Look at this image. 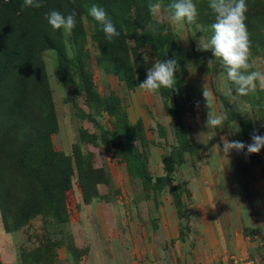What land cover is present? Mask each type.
Instances as JSON below:
<instances>
[{
  "label": "rangeland",
  "instance_id": "374dc122",
  "mask_svg": "<svg viewBox=\"0 0 264 264\" xmlns=\"http://www.w3.org/2000/svg\"><path fill=\"white\" fill-rule=\"evenodd\" d=\"M194 2L197 20L179 31L167 11L137 32L125 28L133 64L125 77L104 61L108 48L85 12L79 35L61 29L63 62L55 50L39 52L50 89L45 128L22 140L21 157L29 150L18 170L0 172V264H264V148L222 152L225 139L248 144L244 124L264 135V89L226 94L222 62L199 47L214 14L208 0ZM246 2L252 59L264 71V0ZM155 3L166 9L170 0ZM153 38L179 65L176 87L156 95L138 88L162 61ZM210 110L226 115L221 127L206 126Z\"/></svg>",
  "mask_w": 264,
  "mask_h": 264
},
{
  "label": "trees",
  "instance_id": "16d2710c",
  "mask_svg": "<svg viewBox=\"0 0 264 264\" xmlns=\"http://www.w3.org/2000/svg\"><path fill=\"white\" fill-rule=\"evenodd\" d=\"M154 1L41 0L42 7L37 9L22 8L23 0H0V82L5 81V74L8 75L4 90L6 100L3 103L4 107L0 106V172L6 171L7 166H13L15 172L22 163L26 162L29 146L25 148V156L22 157L20 147L22 140L27 135H33L35 139L43 135L42 130L45 127L43 123L38 122L47 115L44 103L49 100L50 89L40 59L36 60L39 52L47 49L55 50L60 62H63L67 56L61 29H53L45 18L46 14L51 10L60 11L64 15L75 12L77 25L74 31L79 35V31L82 29L83 13H88L93 4L103 7L117 31L120 32V36L108 40L102 31V26L95 21L97 26L95 38L105 41L104 44L108 50L103 52V56L107 65L125 77V75H129V71L133 70V64L127 49V34L124 33V30L127 28L128 33L131 30V32H137L141 26L148 25L151 17L149 5ZM133 5L136 7V15L130 10ZM89 17L93 19L90 15ZM147 44L155 46L154 48L162 60L173 54L172 49H165V43H158L156 38ZM29 61L35 62L30 64ZM24 65H26L25 69ZM11 68L14 69V73ZM9 71L11 73L7 74ZM64 74L67 75V72L65 71ZM21 96L23 104L11 105L10 101ZM244 126L247 130L246 136L249 144L252 142L251 134L255 130L250 122ZM115 145L119 148L118 144L115 143ZM28 173L32 174V171ZM6 177L1 179L0 176V188L5 184ZM69 180L70 175L67 176L66 182L68 183ZM20 184L26 183L21 182ZM16 193L15 191L12 194L16 195ZM28 193L21 198L29 197ZM21 207L25 208L27 205ZM57 213L59 216V212Z\"/></svg>",
  "mask_w": 264,
  "mask_h": 264
},
{
  "label": "clouds",
  "instance_id": "9594fccd",
  "mask_svg": "<svg viewBox=\"0 0 264 264\" xmlns=\"http://www.w3.org/2000/svg\"><path fill=\"white\" fill-rule=\"evenodd\" d=\"M22 8H40L41 0H23ZM208 8L214 14L215 22L211 25L213 35L203 43L202 50H211L213 55L222 62L226 83L224 88L228 96H233V86L236 96L244 97L254 93L257 88L264 89V71L258 70L252 59V40L247 28L248 4L246 0H208ZM162 11H167L170 24L177 31L185 24H192L197 20L199 10L194 0H170L166 9L160 3L150 4L149 12L157 17ZM88 14L102 26L108 40L119 37L117 31L106 10L93 4ZM53 29H63L66 35H71L77 25L76 13L64 15L60 11L51 10L45 17ZM147 59V56H145ZM179 70L176 59H164L156 61L147 70L146 79L140 83L139 89L156 95L161 89H174L177 84L175 73ZM206 106L210 109L213 104V93L204 87L202 92ZM225 114L207 113L206 126L208 128L221 127L226 121ZM237 131L239 128L237 127ZM251 143L245 144L239 140H224L222 152L227 156L232 150L240 153L247 150L245 155L258 154L264 148V135L251 134Z\"/></svg>",
  "mask_w": 264,
  "mask_h": 264
}]
</instances>
